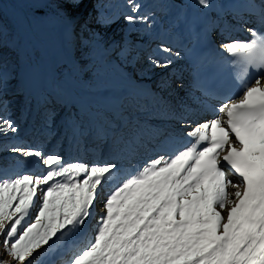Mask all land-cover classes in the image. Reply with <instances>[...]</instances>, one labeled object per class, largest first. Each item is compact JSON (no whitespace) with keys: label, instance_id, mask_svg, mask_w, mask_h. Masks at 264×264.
<instances>
[{"label":"snow or ice","instance_id":"6c2138e0","mask_svg":"<svg viewBox=\"0 0 264 264\" xmlns=\"http://www.w3.org/2000/svg\"><path fill=\"white\" fill-rule=\"evenodd\" d=\"M55 3L57 15L71 18V10L83 0ZM34 4L37 15L46 14V0H34ZM198 4L213 7L212 0H198ZM128 7L132 14L124 19L129 24L151 27L154 14L136 15L141 9L136 0H128ZM231 8L243 24L249 21L243 20L242 13H248L257 25L246 28L250 40L219 44L233 58L230 63L237 70L242 94L223 99L215 118L192 127L186 133L191 141L183 149L167 158L157 156L138 169L133 165V171L122 176L111 161L65 163L62 156L45 155L38 149H10L24 159L35 157L46 171L0 175V237L5 253L0 264H33L34 254L44 246L54 251L94 217L104 186L112 181L117 182L102 202L92 237L71 250L67 264H264V0H244ZM111 22L103 15L97 19L101 26ZM215 28H220V20L200 31L189 24L188 32L203 43ZM102 39L100 33L92 32L87 41H80L86 49L81 60L74 62L68 77L49 86L51 100L46 98L44 103L74 105L76 111L65 120L72 138L108 141L131 165L139 150L162 134L140 123L135 113L150 103L163 107L165 101L156 94L135 91L106 96L102 103L81 96V89L99 92L104 87V69L115 65L110 59L113 54L125 60L129 53L127 40L105 47ZM4 40L0 25V108L6 106L3 97L10 75L2 59ZM159 51L168 53V58L150 57L156 67H170L173 56L181 58V52L171 47L162 46ZM204 63L205 58L194 57L196 87L205 96H213L200 80ZM83 69L94 73L92 83L79 79ZM251 70L259 75L249 80ZM45 115L55 113L45 108ZM18 131L12 120L0 116V134ZM229 170L238 182L229 177Z\"/></svg>","mask_w":264,"mask_h":264},{"label":"rangeland","instance_id":"374dc122","mask_svg":"<svg viewBox=\"0 0 264 264\" xmlns=\"http://www.w3.org/2000/svg\"><path fill=\"white\" fill-rule=\"evenodd\" d=\"M3 1L4 0L0 2L1 6L4 5ZM5 1L8 5L10 4L8 1L14 4L19 3L28 10V12L24 13L30 25L29 35L31 40L44 54L43 62L44 69L46 68V70H44L45 72L43 74L36 66H30L28 63H23L20 65L17 79L7 85L8 88L6 89L9 90L5 91L3 97L6 106L0 108V116L12 120L15 126L18 127L19 131L17 133L9 132L7 135L0 134V165L2 167L7 163L15 164L13 167L10 165L11 167L9 168L4 167L0 169V175L14 173L18 168H22L23 165H26L30 161L28 158L24 159L11 152V148L23 146L20 142L25 141L24 138H27L29 142L28 147H31L40 134H43V132L48 129L51 131L57 126L59 127L54 135L48 137L51 133L48 132L44 136V143L41 147H44L47 144V150L57 149L58 155L64 158L65 163L80 160L79 146L83 143H87L89 138L87 139L84 137L78 141L70 138L71 141L69 142L67 137L64 140L62 139L60 143H57V141L61 139H59L60 133L63 132L64 134L61 137L67 136V133L71 134V132L65 127V120L71 113L76 111L75 106L71 104V110L67 111V105L55 102L48 103L46 108H51L55 115L54 117H46L45 112L40 109L41 103L45 100L40 97L43 87L45 88L47 79L56 81L61 78L60 76L66 78L63 76V73L65 72L63 71L61 73V70H63L64 67H58V62H62L64 65L73 66L74 62H79L81 60V54L86 51V49L81 47L80 40L76 42L77 45L73 49L66 45L65 39L69 37L67 26H76L74 25L76 22H84L91 16L95 17L89 27V32L85 34L82 40L87 41L92 32H98L103 38L102 42L105 47L112 45L113 43L123 44V42L127 40L130 50L125 60H120L115 54L110 57L111 60L115 61V65L107 66L104 69L101 80L104 87L99 92H89L82 89L86 91L84 97L91 99L94 102H98L103 96H122L126 93V90L124 88L122 90L119 89V94H116L118 91L117 87L121 88L122 84L126 81L137 85L151 86L150 92L163 97L165 104L161 107L160 105L150 103L143 110L137 111L135 113V118L140 123L146 125L149 122H157L159 113L167 115L165 119H162V121L165 122L162 124L164 125L163 130H161L162 134L154 137L160 144L159 147L154 148L155 150L160 149L161 146H164L165 144H169L172 140L186 137L185 130L188 132L196 124L207 121L208 114L217 111L219 106L214 105L212 102L202 98L195 92L193 88V80L188 72V64L184 60L182 54L179 59L173 56V64L167 68L156 67L150 62V57L165 60L168 58V53L159 51V48L162 47L160 44H156L155 47L149 48L153 39H157V34H159L157 30L159 29L160 18L157 16L156 12L152 11L154 9L146 7L147 4L144 3V0H136V2L141 5L140 13H137L136 15L154 14L150 20L151 27L143 23L129 24L124 19V16L132 14L131 9L128 7V0H83V3L79 8L71 10V18H64L57 15L55 0H46L49 6L45 9L46 14L42 16H36L30 12V10L35 7L34 0ZM152 1L154 3L157 0ZM168 1L174 5H180V2L184 3L188 0ZM101 15L109 18L113 22L109 23L107 26H101L97 23V19ZM167 16H169V14ZM243 16V20L249 22L253 21L252 18L245 15ZM234 17L235 16H231L227 20L220 22L224 28H227L223 30V34L222 32H219L221 35V42L228 35L237 36L238 33L241 35L242 33H248L246 31L247 27L243 24V21L240 20L238 23L235 21ZM77 26L74 27V29H77ZM174 27L175 24H172L169 29L171 30ZM219 34H217V36ZM178 43L180 42L177 41L175 45ZM4 48L2 52L5 51ZM172 49L177 51L174 48ZM117 51H119V49H117ZM53 64H56V69L53 68ZM90 66V68H92V65ZM89 69H83L82 74L79 73V79L81 81L88 83L93 82L92 78L94 73L89 71ZM168 72H171V75H169ZM173 75H176L178 78H172ZM164 76L165 78L163 82L161 81L159 84L160 90L156 89L154 81L159 78L163 79ZM168 80H171L173 84H169L170 82L168 83ZM156 82L159 83L158 81ZM47 99L51 100V96H48ZM37 100L38 103H36ZM33 101L35 102L34 104ZM35 106H37V108H34ZM145 110L148 112L150 111V114L144 113ZM48 122H51V124L48 125ZM150 127L155 128L153 126ZM175 133H177V136H175ZM46 137H48V142H46ZM56 144H58L57 148H55ZM172 147H178V144H174ZM83 151H85V148ZM66 155H71L74 159L66 161ZM29 159H31V161L37 160L35 157ZM19 174L24 173L19 172ZM232 180L233 182H238L236 179ZM105 187H107V185H105L104 188ZM72 236L73 234L71 237ZM70 238L66 237L60 246L54 251L50 250L49 246L41 248L34 254L33 264H56L54 263L55 256L58 255L62 249L67 247ZM2 240L3 237H0V258L5 256ZM57 264L64 263L60 262Z\"/></svg>","mask_w":264,"mask_h":264},{"label":"bare ground","instance_id":"6f19581e","mask_svg":"<svg viewBox=\"0 0 264 264\" xmlns=\"http://www.w3.org/2000/svg\"><path fill=\"white\" fill-rule=\"evenodd\" d=\"M139 1H142V0H139ZM144 1H145L144 3L147 4L146 7L150 8V9H154L152 11L156 12L157 16L160 18V23H159V26H158L159 29L157 30V32L164 31L165 35H166V30L168 29V27H170V25H172L173 23L176 22V18H174L173 14H172L173 10L176 12V17L182 15V16L188 18V19H198V20L202 21V23H204L205 25H207L211 21H216V20H220V22H223V21L227 20L231 16H235L234 17L235 21L238 22V23L241 20L238 17H236L235 13L232 11L231 4L228 3L229 0L228 1L225 0V2H227V4L224 3L223 0H218V1L212 0L213 7L208 8V9L202 8L198 4V0H188V1L184 2V3L180 2V5H176V4L174 5L173 3L170 4L169 1L167 2V0H157L154 3H153L152 0H144ZM162 3H164V4L162 5ZM231 3H232V5H234L233 3L237 4L235 1H233V2L231 1ZM147 10H149V9H147ZM168 14H169V16H167ZM207 15L209 16V19L206 18ZM210 17H211V20H210ZM178 18L179 17H177V19ZM225 29H227V28H224V26L222 24H220V28L212 29L210 32L212 34H215L213 36H216V34H219V32H222V30H225ZM173 34H174L176 40L179 41L180 43H178L177 45L171 46L170 45V41H171V38L174 39ZM180 34H181V31H178L177 30V26L175 25L174 29L171 32H169L168 35L166 36V38H165L166 41L163 40L164 38L161 39V41L163 40L162 42L161 41H156L155 39H153V42H152V44H150L149 48L155 47L156 44H160L162 46L172 47V48H174V49H176L178 51H181V54L183 56H185L186 50L188 48H185L184 40L179 37ZM229 36H232V35H229ZM235 40H244V36L240 35V33H238V38H236ZM180 46H182L183 49ZM53 68L56 69V64H53ZM168 73H169V75H171V72H168ZM63 76L67 77L64 73H63ZM60 77L62 78V76H60ZM164 78H165V76L163 77V79L159 78L160 80L157 79V80L154 81V85H156L155 86L156 89L160 90V85L159 84H160L161 81L163 82ZM172 78L177 79L178 77L176 75H173ZM156 81H158L159 83H157ZM127 82L128 81H126L125 83L122 84L123 88L124 87L125 88L129 87L128 85H126ZM168 83L169 84H173V82L171 80H168ZM146 87H144L143 85L135 84V85H132V87L130 89H127V90L128 91H133L134 90L135 92L141 93V92L146 90ZM193 88L195 89V85H193ZM119 89H120V87H117V90H119ZM195 92L198 95H200L202 98L208 99L210 101L211 98L209 96H205L202 91H199V90L195 89ZM118 93L119 92L117 91L116 94H118ZM79 94L81 96H84L86 94V91L81 89ZM170 94L173 95L172 93H170ZM49 96H51V94ZM116 97H119V96H116ZM40 98H42V96ZM34 101H33V104L35 103ZM98 101L99 102H103L101 99L98 100ZM36 103H38V100H37ZM40 106H41L40 109H42V108H45L47 106V104H45L44 101H43ZM34 108H37V106H35ZM68 108H69V110H71V103H69L66 106V110H68ZM146 110H145L144 113H149L150 114V111L148 112ZM154 113H156V112H154ZM143 115H145V114H143ZM217 115H218V111L210 112L208 114L207 120H209V119L211 120V119L215 118ZM166 117H167V115H165L164 113H159V117H158L157 120L161 124L155 126L156 129L163 130V128H164L163 126L164 125H162V124L165 123V122H163L162 119H165ZM201 118H203V117H201ZM47 124L50 125L51 122H48ZM58 127L59 126H57L55 129H53L51 131H50V129L45 130L43 132V134H40L36 138L35 143L32 144L31 147H28V143L29 142H28L27 138H24L25 141H21L20 144L23 145V146H27V147H23V146H21V147L38 149V150L42 151V153H44L45 155H47V154H55V153L58 155L57 149H55V150H47V147H46L47 144L44 147H41L43 145V143H44V139H45L44 136L48 132H51L48 135V137H51L52 135H54V133H56V131L58 130ZM185 133H187V130H185ZM63 135H64L63 132L60 133L59 139L60 138L61 139L60 140L58 139L59 141H57V143H60L62 141V139L64 140L67 137H68L67 138L68 141L69 142L71 141L70 138L72 139V135L70 133H67V136H65V137H61ZM48 137H46V142H48V140H47ZM85 138H87V139L89 138L91 140L88 139L87 143H83V144H81L79 146L80 160H75L73 162L79 161V162L86 163V164H89V162H90L89 165H93V164H100V163H105V162L111 161V162L117 163V165L119 167L124 165L125 162H127V159L125 157H122V155L119 158H115L111 154V151H107L106 153L103 152L102 153L103 156H100V154L98 153L99 152L98 147L103 146V144H102L103 140H97V139H94V138H92L90 136H87ZM190 139L191 138L187 136L183 140L184 142L180 146L184 145V147H185L187 145V143L190 141ZM93 144H95V146H94V148L92 150V145ZM57 146H58V144H56L55 148H57ZM82 148L83 149L85 148V151H83ZM115 149L118 150L117 148H115ZM175 149H176V147L173 149L174 152L178 151V150H175ZM118 153H119V151H118ZM65 159H66V161H71L74 158L71 157V155H66ZM28 160H30V161L26 165H23L22 168H18L17 171L14 172L15 174L12 172V173L7 174L6 176L17 175V174H19V172L20 173L32 174V175H42L46 171L45 166H43L41 163H39L38 160L31 161V159H29V158H28ZM10 165L12 167L15 166V164H13V163L12 164L7 163V164L3 165L2 167L0 165V169H2L4 167L5 168H9V167H11ZM125 173H128V172H126L124 169H122L121 170V175H123ZM229 177L230 178H238L235 175L230 174V173H229ZM110 185H107V187L104 188V192H103V194H102V196L100 198V201L97 202V206L95 208L94 217L90 218V221L86 222L85 226L82 229H79L76 234H73V236L69 239L67 247L65 249H62L61 252L58 255L55 256L54 263L57 264V263L61 262V263L67 264V262H68V260H69V258L71 256V250L76 248V247L82 246L83 242H85L86 240H88V239H90L92 237L93 231H94V226H95V220L98 219L99 215L101 214L102 202L106 198L108 192L110 191V188H111V187H109ZM113 185L114 184H112L111 186H113Z\"/></svg>","mask_w":264,"mask_h":264},{"label":"trees","instance_id":"16d2710c","mask_svg":"<svg viewBox=\"0 0 264 264\" xmlns=\"http://www.w3.org/2000/svg\"><path fill=\"white\" fill-rule=\"evenodd\" d=\"M8 2L10 3V6L5 0L3 1L4 5H0V25H2L5 30V51L2 52V59L6 71L10 74L8 77V84H10L17 79L20 65L23 63H28L30 66H36L43 74L46 68L44 69L43 52L38 46L35 45L29 35L30 25L24 13L28 12V10H26V8L19 3L14 4L10 1ZM34 8L31 9L30 12L36 16H42L37 15L34 11ZM94 17L95 16H91L84 22H76L74 25H78L77 29H74L76 26H67L69 37L65 40L68 47L72 49L75 48L77 45L76 42L78 40L81 41L84 38L85 34L90 30L89 27L92 24ZM58 66L64 67L61 72L64 71V74L68 77L72 66L64 65L62 62H58ZM77 66L79 67L78 63ZM90 67L91 66L89 65V68ZM82 72L83 70L80 71V74H82ZM72 77L73 79H76L75 73H72ZM52 83L53 81L51 79L46 80L45 88L43 87L41 94L43 100H45L51 94V89L49 86ZM45 108H42L43 112H45Z\"/></svg>","mask_w":264,"mask_h":264}]
</instances>
